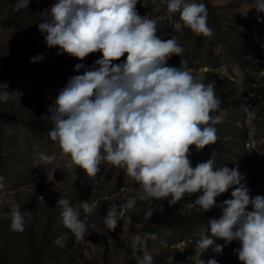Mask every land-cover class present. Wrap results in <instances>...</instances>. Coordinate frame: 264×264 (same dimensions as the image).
<instances>
[{"label": "rangeland", "instance_id": "1", "mask_svg": "<svg viewBox=\"0 0 264 264\" xmlns=\"http://www.w3.org/2000/svg\"><path fill=\"white\" fill-rule=\"evenodd\" d=\"M55 2L30 0L28 8L16 11L15 0H0V92L10 93L7 101L0 100V176L4 178V189L0 191V250L5 253L0 264H31L27 242L9 228V213L19 208L22 200L33 203L26 226L37 243L44 236V226L48 225L51 230H60L58 227L62 226V232L52 238L55 241L59 238L60 243L48 250L45 264H130L135 257L131 249L134 236L147 233L148 209L158 213L159 218L154 226L157 238L149 239L143 249L144 254L153 257V264H201V260L207 264L209 259H216L218 264H240L234 254L239 242L226 245L224 239L212 236L210 225L211 220L221 218L220 205L232 198L235 188L223 193L221 202L216 201V206L207 212L190 206L202 193H185L176 204L162 207L156 200L151 203L138 200L135 210L118 209L117 226L108 230L103 224L108 207L134 196L139 185L123 169L110 164H100V171L94 177L79 167L74 172L67 170L66 157L61 155L59 145L48 133L25 123L53 125L51 113L55 99L69 78L76 75L74 66L83 63L85 68H91L102 58L99 51L94 58L89 54L83 61L67 53L59 58L58 48H48L38 24ZM192 2L206 5L207 22L212 29L210 36H196L183 27L179 13L167 12L165 0H137L135 10L158 21L159 38H174L183 47L182 56H171L167 65L182 67L203 83L214 84L220 101L225 96L224 104H229L211 113L217 120L211 125L216 129L217 143L203 148L210 155L202 152L199 163L213 159V170L229 167L225 159L235 156L221 144L232 141L246 152L240 159L243 165L240 172L250 181L252 197L264 195V13H257L254 0ZM38 55L43 59L33 63L31 58ZM235 103L238 109L231 108ZM245 107L255 112L251 125L246 122ZM39 153L56 159L51 164L41 163ZM189 160L195 168L197 160L190 156ZM60 197L68 198L81 212L80 219L87 224L83 240H77L64 227L61 208L57 205ZM82 200L95 206L91 215L78 207ZM247 210L251 211L252 206ZM189 214L194 218L192 222L168 223L170 219ZM203 233L215 243L199 255L196 241ZM106 245H109V257L104 256ZM216 245H225L222 253L213 251Z\"/></svg>", "mask_w": 264, "mask_h": 264}, {"label": "clouds", "instance_id": "2", "mask_svg": "<svg viewBox=\"0 0 264 264\" xmlns=\"http://www.w3.org/2000/svg\"><path fill=\"white\" fill-rule=\"evenodd\" d=\"M167 12L179 13L183 27L194 35L210 36L208 10L205 4L192 0H165ZM30 0H15L14 10L28 8ZM257 13H264V0H254ZM137 0H56L42 17L38 30L44 35L48 48H58L57 55L67 53L83 61L89 54L101 52L91 68L83 63L74 66L83 74L69 78L55 99L51 113L53 128L48 135L59 145L66 157L67 170H85L89 177L100 171V164L123 169L139 189L120 204L112 203L103 224L108 230L117 226L118 209L135 210L137 201L149 202L171 197L169 205L182 199L185 193L199 195L192 208L207 212L216 206V197L234 185L231 199L223 201V214L210 221L213 237L227 244L238 241L234 249L240 264H264V195L250 197L242 181L245 175L237 167L214 168V160L198 163L189 160L190 147L199 152L217 141L216 123L211 113L221 103L214 84H205L182 67L168 66L171 56H182L184 49L174 38L162 40L157 36L158 21L141 16L135 10ZM126 55L122 63L121 57ZM41 55L31 58L40 62ZM98 66V67H97ZM4 89L7 86L2 85ZM9 92H0L7 101ZM17 96L22 95L17 93ZM246 122L251 125L255 112L244 108ZM56 159L39 153L41 163ZM0 176V191L4 189ZM61 220L77 240H83L87 224L81 212L68 198L57 201ZM252 210L248 211V206ZM86 215L94 205L88 200L78 202ZM153 212L148 209L146 218ZM25 215L19 208L10 213V231L23 232ZM155 234L135 235L131 249L135 256L146 248ZM56 243H60L58 238ZM200 253L215 241L204 233L196 241ZM225 245H216L222 253ZM138 264H153V257L144 254ZM201 264H205L201 260ZM207 264H218L209 259Z\"/></svg>", "mask_w": 264, "mask_h": 264}, {"label": "trees", "instance_id": "3", "mask_svg": "<svg viewBox=\"0 0 264 264\" xmlns=\"http://www.w3.org/2000/svg\"><path fill=\"white\" fill-rule=\"evenodd\" d=\"M30 50H32V48H30ZM97 55H98V52L92 53L91 57L94 58ZM126 55L127 54H125L124 57H121L119 63H122V62H124L126 60ZM62 56H63V54H60L58 57L62 58ZM77 74H80V72H77L76 75ZM208 75H212V72H209ZM225 100H226V97L223 96L222 101H221L222 105L219 106L217 111L225 109L226 107L229 106V104H224ZM231 108L238 109L239 106H238L237 103H235L234 106H231ZM25 123H27V124H31L32 123L39 130H41L43 132H46V133H49V131L53 128V125L47 126V125H44L42 123L35 122V121H33V122H25ZM222 142H223V144H221V145L222 146H226L227 148H229V150L235 156L233 159H228V160L225 159L227 161V164H229V168H233V167H237L238 166V170L241 171V169L243 168V165L241 164L240 159H243L245 157V154H246L244 148L239 147L236 143H233L232 141H226L225 140V141H222ZM190 149L192 151L190 152L189 156L191 158H194L195 160H197L198 163H199V160L203 156L202 152H204V153L207 152V151H204L203 149L198 152L196 150L195 146H191ZM209 155H210L209 152L205 154V156H209ZM249 182L250 181L248 179H245L241 183H243L245 185V187H247L249 189V195H250V197H252V186H251V184ZM236 187H238V186L234 185V186H232L229 189H234ZM221 195L216 197L217 203L221 202ZM170 199H171V197H168L166 199H161V200H156V201L162 207V205L168 204ZM31 200L33 202V199H31ZM32 205H33V203H30L27 200H22V202L20 204V207H19V211L21 212L22 215H24L26 212L28 213V215H25V228H24V231L23 232H16V233L20 237L25 239V241L28 244V248H29L30 253H31V264H45L44 257L47 254L48 250L51 247H54V246L57 245L56 241L54 239H52V238H54V236L59 235L62 232V230H61L62 226L58 227L60 230H58V229L51 230L48 225L44 226L43 227L44 236L41 239L40 243H37V240L30 233L28 227L26 226V220L29 218V216L31 214L30 208L32 207ZM161 207H159V208H161ZM158 220H159L158 213L153 214L152 217L149 220V223L145 227V230H146V232L148 234H155L156 233V229H155L154 226H155V224L157 225ZM193 220H194V218H192V216L189 214V215H185L184 218L181 217V218L170 219V221L168 223H170V224L176 223V224L184 225V224H187L189 222H192ZM109 251H110L109 245H106L105 250H104V256L105 257H109V253H110ZM143 254H144L143 249L141 251L137 252L135 257L132 259L130 264H138V259L142 258ZM4 258H5V253L2 250H0V261H2Z\"/></svg>", "mask_w": 264, "mask_h": 264}]
</instances>
